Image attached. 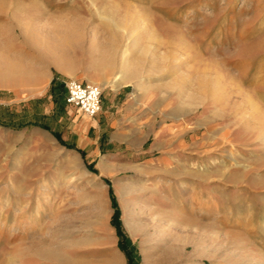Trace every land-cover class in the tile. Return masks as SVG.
Here are the masks:
<instances>
[{"label": "rangeland", "instance_id": "obj_1", "mask_svg": "<svg viewBox=\"0 0 264 264\" xmlns=\"http://www.w3.org/2000/svg\"><path fill=\"white\" fill-rule=\"evenodd\" d=\"M0 74V264H264V0H0Z\"/></svg>", "mask_w": 264, "mask_h": 264}, {"label": "built area", "instance_id": "obj_2", "mask_svg": "<svg viewBox=\"0 0 264 264\" xmlns=\"http://www.w3.org/2000/svg\"><path fill=\"white\" fill-rule=\"evenodd\" d=\"M101 97L102 90L95 84L74 79L67 83L66 103L88 117H95L101 112Z\"/></svg>", "mask_w": 264, "mask_h": 264}, {"label": "bare ground", "instance_id": "obj_3", "mask_svg": "<svg viewBox=\"0 0 264 264\" xmlns=\"http://www.w3.org/2000/svg\"><path fill=\"white\" fill-rule=\"evenodd\" d=\"M8 72V71H7ZM2 73V72H1ZM5 76V74H0V77H4ZM250 116V115H249ZM254 118V117H253Z\"/></svg>", "mask_w": 264, "mask_h": 264}, {"label": "crops", "instance_id": "obj_4", "mask_svg": "<svg viewBox=\"0 0 264 264\" xmlns=\"http://www.w3.org/2000/svg\"><path fill=\"white\" fill-rule=\"evenodd\" d=\"M96 117V116H95Z\"/></svg>", "mask_w": 264, "mask_h": 264}]
</instances>
